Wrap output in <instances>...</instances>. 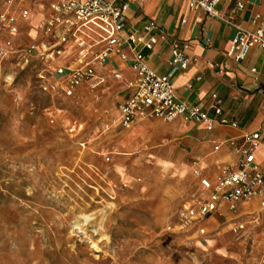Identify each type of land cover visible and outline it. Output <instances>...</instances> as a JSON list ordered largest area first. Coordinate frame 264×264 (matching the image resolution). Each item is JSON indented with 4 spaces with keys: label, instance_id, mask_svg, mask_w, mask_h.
I'll return each instance as SVG.
<instances>
[{
    "label": "rangeland",
    "instance_id": "rangeland-1",
    "mask_svg": "<svg viewBox=\"0 0 264 264\" xmlns=\"http://www.w3.org/2000/svg\"><path fill=\"white\" fill-rule=\"evenodd\" d=\"M17 63L0 72V264H263L262 229L255 235L249 225L244 237L233 232L255 215L224 221L205 237L180 230L178 212L195 203L198 189L192 156L165 163L154 155L166 142L177 145L175 138L155 141L148 132L145 147L103 142L123 133L112 123V81L106 79L109 91H87L85 105L76 106V98L44 91L39 63ZM69 114L86 122L81 137L71 132ZM91 150L109 153L111 162ZM177 173L182 184L174 196L163 185L177 181ZM79 224L86 235L75 231Z\"/></svg>",
    "mask_w": 264,
    "mask_h": 264
},
{
    "label": "built area",
    "instance_id": "built-area-1",
    "mask_svg": "<svg viewBox=\"0 0 264 264\" xmlns=\"http://www.w3.org/2000/svg\"><path fill=\"white\" fill-rule=\"evenodd\" d=\"M230 1L189 0V9L198 8L211 17L224 20L217 7ZM34 2L46 4L49 11L42 26L43 37L15 50L22 22L30 17L27 5ZM131 3L132 0H5V8L0 12V38L4 37L0 43V72L2 65L15 59L21 68L39 63L38 79L43 83L44 91L50 89L55 97L75 99L84 85L92 89L103 86L105 79L98 76V68L107 66L116 58L124 68L130 67L134 74L127 80L132 93L119 106V118L115 122L121 128L129 129L148 120L171 124L179 118L186 122L203 123L209 131L218 126L237 128L236 121L223 115L217 95L211 96L213 117L208 116L201 106L189 105L176 97L174 75L187 71L196 63V59L188 54L189 44L172 39L154 21L145 22L141 28L130 27L127 12ZM244 8L243 4L237 6L240 12ZM233 19L225 20L237 30L228 56L243 61L253 48L264 50V30L250 32L236 26ZM183 23H186L185 19ZM160 45L167 46L171 54V73L167 75L157 74L147 63L146 54L153 53ZM124 68L113 71L114 80H124ZM189 89L191 86L185 88ZM79 129V126L73 127L71 132ZM260 142L261 135L254 133L244 134L241 143L228 140L215 146L214 151L219 152L221 145H227L237 155V162L233 166L219 168L214 180L203 177L195 168L194 175L200 181L202 193L194 204L179 210L180 230L187 233L196 229L203 235L202 224L223 203L240 220V205L252 200L259 201L258 212L263 218L251 214L254 216L251 223L239 221L233 232L244 237L249 225L255 235L264 229V173L255 159ZM249 241L252 245H259L251 238Z\"/></svg>",
    "mask_w": 264,
    "mask_h": 264
},
{
    "label": "crops",
    "instance_id": "crops-1",
    "mask_svg": "<svg viewBox=\"0 0 264 264\" xmlns=\"http://www.w3.org/2000/svg\"><path fill=\"white\" fill-rule=\"evenodd\" d=\"M238 4L245 6L243 11L240 12L237 9ZM4 8L5 0H3L0 12ZM27 8L30 10L31 19L29 17L22 22L20 34L15 40L18 46L20 43L23 46H28L43 37L40 25L43 20H46L49 12L46 4L36 2L29 3ZM217 11L222 18H225L224 20L211 17L198 8L190 10L189 0H132L127 17L130 27L141 28L145 22L154 21L172 39L181 43H188V54L196 59V63L187 71L174 75L176 97L189 105L201 106L206 110L208 116L213 117L214 111L210 107L213 103L211 96L215 94L221 102L223 115L236 121L238 127L218 126L209 131L203 123L186 122L182 118L171 124H160L156 122L158 120H148L134 124L129 129L114 124L122 129L123 133L112 137H103V142H112L118 145L131 143L134 147L146 146V143L149 142L148 132L151 133L155 141H164L169 136L175 138L178 141L177 145L166 142L155 149L157 151L154 155L165 163L167 162L166 158L181 161L180 156L184 154L192 156L190 169L198 182L195 200L202 193L200 181L194 175L195 168L201 172L203 177L214 180L219 168L233 166L237 162V155L225 144L221 145L219 152L214 151L215 146L220 143L228 140H236L241 143L244 134L259 133L261 142L255 151V159L257 166L264 173V50L259 47L253 48L243 61L230 58L228 52L237 35V30L225 21L233 17V23L236 26L250 32L255 33L260 29L264 30V0H231L221 3L217 7ZM184 19L186 23H183ZM3 40L4 37H1L0 43ZM146 57L149 67L157 74L167 75L171 73L169 65L171 54L167 46L160 45L153 53H147ZM116 68H124L116 58L111 60L109 65L98 68V76L105 79V84L98 88L107 91L111 89L105 86L107 84L106 79L112 81L116 88L117 95L114 101L118 104L112 123H115L119 118V106L132 93L128 88L127 80L134 77L131 68L127 66L123 71L124 80L116 81L112 76ZM187 86H191V89L185 90ZM90 90L95 89L88 85L80 88L74 104L77 106L84 103L85 98L82 99V96ZM94 113L97 114L98 110H94ZM68 119L72 121L70 127H80L76 131L77 136L85 134L86 122L78 120L70 114ZM79 145L84 149L86 143L83 142ZM177 147L180 149V153ZM90 152L99 157H106L104 160L106 164L111 162L109 153L103 155V153H96L93 150ZM110 152L114 156H132V153L121 150ZM108 171L109 173L106 171L107 176L110 175V170ZM96 173L99 174L100 171L98 170ZM111 173H113L112 170ZM177 177L179 178L177 181L167 182L163 185L164 191L166 190L174 196L179 192L182 184L181 176L178 173ZM258 208V200L244 202L239 207V215L243 217L255 214L256 217L263 218L259 214ZM237 217L228 210L227 204L223 203L219 205V210L202 224L205 230L204 234L197 232L205 237L210 228L221 225L224 221L239 219ZM251 221L252 219L249 218L246 222L251 223ZM260 236L264 237V229H262ZM262 263L264 264V257Z\"/></svg>",
    "mask_w": 264,
    "mask_h": 264
},
{
    "label": "bare ground",
    "instance_id": "bare-ground-1",
    "mask_svg": "<svg viewBox=\"0 0 264 264\" xmlns=\"http://www.w3.org/2000/svg\"><path fill=\"white\" fill-rule=\"evenodd\" d=\"M89 220H90V217H87V216H84V221L86 222V223H88L89 222ZM86 226V225H85ZM75 231L78 233V232H80V233H83V234H85L84 233V230H83V228L80 226V224L79 225H75ZM86 232V231H85ZM86 235V234H85ZM93 244V247L94 248H97V245H96V243L94 242V243H92Z\"/></svg>",
    "mask_w": 264,
    "mask_h": 264
}]
</instances>
